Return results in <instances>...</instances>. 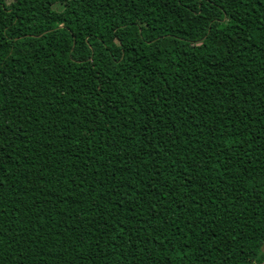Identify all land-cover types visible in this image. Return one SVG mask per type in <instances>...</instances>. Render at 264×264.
Here are the masks:
<instances>
[{
  "label": "trees",
  "instance_id": "obj_1",
  "mask_svg": "<svg viewBox=\"0 0 264 264\" xmlns=\"http://www.w3.org/2000/svg\"><path fill=\"white\" fill-rule=\"evenodd\" d=\"M263 260L264 0H0V264Z\"/></svg>",
  "mask_w": 264,
  "mask_h": 264
},
{
  "label": "rangeland",
  "instance_id": "obj_2",
  "mask_svg": "<svg viewBox=\"0 0 264 264\" xmlns=\"http://www.w3.org/2000/svg\"><path fill=\"white\" fill-rule=\"evenodd\" d=\"M55 9H58V10H59V9H61V6L56 5V6H55Z\"/></svg>",
  "mask_w": 264,
  "mask_h": 264
},
{
  "label": "water",
  "instance_id": "obj_3",
  "mask_svg": "<svg viewBox=\"0 0 264 264\" xmlns=\"http://www.w3.org/2000/svg\"><path fill=\"white\" fill-rule=\"evenodd\" d=\"M261 264H264V260L261 262Z\"/></svg>",
  "mask_w": 264,
  "mask_h": 264
}]
</instances>
